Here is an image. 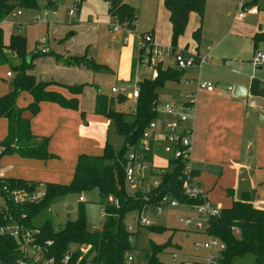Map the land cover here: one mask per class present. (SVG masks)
Listing matches in <instances>:
<instances>
[{
    "label": "crops",
    "instance_id": "obj_1",
    "mask_svg": "<svg viewBox=\"0 0 264 264\" xmlns=\"http://www.w3.org/2000/svg\"><path fill=\"white\" fill-rule=\"evenodd\" d=\"M228 1L234 6L236 12L238 4L245 2V0ZM104 6L109 39L106 36L103 38V31L98 33V28L91 27L90 25L93 23L88 20L83 24H78L76 13L71 17L75 22H72L70 26L54 24L50 26L46 23V33L51 38L55 37L57 32L62 35L67 29L75 31L77 28H91L95 35L91 37L89 34L79 46L74 48L75 51L72 49L73 52L65 53V56H86L85 45L94 43L92 56L97 58V45L103 46L102 49L106 51L107 56L102 60L96 59L95 61L96 64L104 66L106 70L94 72L83 65L64 64L62 61L64 55L59 52L58 47H54V43L50 44V49L55 48V52L52 54L56 57L43 55L33 58L32 68L28 73L33 76L35 82H53L54 84L49 85L47 90L60 94L64 99H76L77 108L70 110L61 108L54 103L40 102L34 116H30L27 111H24L23 116L28 118L30 134L37 139H47L46 149L52 157L43 161L20 158L15 154L0 156V169L5 178L38 184H67L71 179L77 156H99L104 142L108 143V121L102 116L94 115L96 91L91 86L95 83V75L101 73L111 75L114 85L110 89L121 85L130 87L143 80H150L149 70L142 65L134 64L137 44L135 37L130 35L127 42H123L122 32H112L109 28L111 21L106 11V5L104 4ZM134 12L137 18L136 8H134ZM51 17L54 18L55 15ZM195 19V13L188 15V23L183 32L184 37L181 36L184 38L182 39L184 42L179 43V37L175 51L198 54V46L192 39H188L189 46L181 48L182 43L186 42L188 34L191 38L192 31L198 27L196 22L193 23ZM222 24L223 28L214 34L216 36L223 34L224 38L228 37L230 49L235 50L236 54H240V56L219 53L214 58L215 61L212 59L207 64L210 74L206 73L201 81L210 82L213 89L211 91H195L192 86H184L183 82L187 77L185 75L190 73L188 70L181 72L178 80L169 82L186 87V92L190 91L192 94L189 126L191 129V170L194 183L206 194L207 199L220 209L230 207L232 201L238 200L242 193L248 194L254 207L264 209V74H262L264 61L255 67L254 71L247 68L248 63L251 64L254 53L256 51L262 53L260 47L264 48L262 42L257 43L254 48L251 41L255 33L264 30V4L261 7L258 6L255 14H245L243 18L233 19L230 23L218 18L213 23L217 27ZM133 30L136 33L135 24ZM146 32L152 34L153 46L170 48L168 13L158 2L153 22L138 34ZM74 34L75 32L69 36ZM205 37L200 35V38ZM206 39L211 41L209 45L204 44L207 47L218 43V40L211 36ZM71 48L73 47L71 46ZM208 51V48L205 49V52ZM247 52H249V56L242 54ZM219 57L221 63L216 60ZM88 58L91 59V56L88 55ZM161 63L159 66L162 70L168 68L173 70L171 63L165 65L166 67ZM137 68L142 70V74L138 78H136ZM7 72H9L7 66H0L2 83L7 79L11 81V77L6 76ZM251 80L257 81L258 94L251 93ZM79 85H83L79 95L72 94L71 90L68 91L64 88ZM235 86H241L245 92L244 90L240 92L241 95L236 92L232 93ZM227 87H231V90L227 91ZM110 89V96L106 97L117 96V94L111 93ZM5 91L6 87L1 88L0 96L5 94ZM184 94L178 95L172 101H180ZM123 99L135 104V99L130 96H123ZM158 100L160 104L162 98L159 93ZM30 102V96L21 92L15 105L18 109L24 110ZM113 108L116 107L113 106ZM6 131L7 121L0 118V141L5 137ZM152 160L157 166L165 165V156L160 150L154 151ZM175 246L179 247L177 244ZM201 256L202 253L187 254L186 257L190 259L188 264H197Z\"/></svg>",
    "mask_w": 264,
    "mask_h": 264
},
{
    "label": "trees",
    "instance_id": "obj_2",
    "mask_svg": "<svg viewBox=\"0 0 264 264\" xmlns=\"http://www.w3.org/2000/svg\"><path fill=\"white\" fill-rule=\"evenodd\" d=\"M81 1L75 0L76 7ZM102 1L107 3L106 11L111 22L133 30L136 17L134 8L121 0ZM204 2L205 0H162V6L168 13L169 46L172 51H175L177 39L184 32L188 15L195 13L200 19ZM46 5L49 8H56L53 2H47ZM37 8L35 0H0V23L13 10ZM191 39L196 44L199 42V26L192 31ZM251 41L254 48L257 43H264V30L255 33ZM43 55H52V53L43 52L36 57ZM140 56L141 51L136 48L134 64L138 62ZM25 57V37L11 33L7 42L3 43L0 28V66H7L9 77H11V89L0 96V118L7 121L6 135L0 141V156L15 154L20 158L44 161L52 157L46 149L47 139H37L30 134L28 118L23 116V112L27 111L30 116H34L40 102L54 103L64 109L76 110L77 100L64 99L60 94L48 91L47 87L53 85V82H35L33 76L28 73L32 68L33 59L27 62ZM10 58H13L15 62L12 63ZM63 63L83 65L94 72L106 70L104 66L87 59L85 55L65 58ZM156 68L158 74L155 79L143 80L137 84L138 95L131 114L113 108L114 100L121 102L123 95H117L113 99L96 92L94 115L102 116L107 120L113 126L115 134L122 139V144L116 151L105 141L99 156H77L71 179L67 184H38L5 177L0 181V186L4 185L9 190L31 191L42 186L43 195L37 202L17 205L7 200L6 208L2 210L24 227L38 229L39 241L51 242V246L44 255V259H52L51 264H59L67 253L70 255L71 263L77 261V264H122L124 254L130 253V242L135 234V231H126L125 219L128 213L137 214L142 209L152 212L151 209L158 204L162 196L179 204L200 203L199 200L188 199L182 194L181 166L177 160L169 159L166 168H160L158 174L152 173L159 179V185L145 194L146 200L138 189L133 192L128 191L124 181L126 155L129 152L136 153L143 162L150 163L155 146L151 143L145 146L142 144V132L150 121L158 118V89L162 88L165 81L178 80L181 73L170 68L162 70L159 64ZM82 87L83 85L64 88L71 90L72 94L79 95ZM258 90L257 81L251 80V93L258 94ZM21 92L31 98V102L24 110L18 109L15 105ZM128 115L131 116L130 120H127ZM90 190L97 191L99 202L105 213L100 230H91L87 226L83 216L82 202L78 203L77 217L74 220H68L58 227H55L49 219L36 224L39 214L47 210L54 201L67 194L79 195ZM142 228H148L151 233L167 230L161 225ZM204 235L217 239L223 245L218 264H230L234 258L247 255L252 257L254 264H264V209L254 207L247 193H242L238 200L232 201L230 207L221 208L217 215L210 217ZM80 246H88L89 249L81 254L78 251ZM162 249L159 245L149 242V251L148 254H144L143 264H167L157 258ZM20 261H24V264H40L32 260L25 261L21 257L15 240L0 236V264H19Z\"/></svg>",
    "mask_w": 264,
    "mask_h": 264
},
{
    "label": "rangeland",
    "instance_id": "obj_3",
    "mask_svg": "<svg viewBox=\"0 0 264 264\" xmlns=\"http://www.w3.org/2000/svg\"><path fill=\"white\" fill-rule=\"evenodd\" d=\"M74 1L75 0H56V8H55V17L46 16L41 18L40 21L34 22L32 19L35 14H42L43 11L41 9L35 10H22L20 9V14L16 16L14 20H11L9 17H5L4 21L1 24L2 29V36H3V43L7 42L8 35L14 32L20 33L25 37V52L26 55L32 52H55V48L50 49V44L54 43V47H58L60 49V53L64 55L62 61L65 58V53L73 52L72 49L79 46V44L86 39L89 34L91 37L95 34L92 33L91 28H77L75 31L72 29H67L62 35L60 32H57L55 37H50L46 33V23L51 25H66L70 26L72 22H75L74 19L68 17L66 15L67 11L74 8ZM122 2H126L131 7L137 9V18L135 22V31L138 34L140 31L142 33L143 28L146 27L148 24L152 23L155 17V9L157 2L162 5V0H121ZM243 1V0H240ZM239 1V2H240ZM246 1V0H245ZM264 4V0H254L250 2V7L256 6L258 8ZM75 16H77L78 24H83L86 20L93 23L90 25L93 28H98V33L103 31V38L108 36V21L107 16L105 13V6L102 0H82L80 4L77 6V10L75 12ZM237 12L234 10V6H232L228 0H205L201 18L199 19L196 15V19L193 20V23L200 27L199 28V35L206 36L205 38H200L199 42L197 43L198 46V56L199 58H205V62L201 63L199 67L193 66L187 68L190 73L185 75V79L193 78L194 80H201L204 79V75L207 73L210 74L209 68L207 64L213 59L215 61V57L220 53H226L230 56H240V54H236L235 50L230 49L229 45V38H224V35L216 34L219 30L223 28V24L220 27L214 26L213 23L220 18L226 23H230L233 19H236ZM192 21V20H191ZM188 23V21H187ZM69 24V25H68ZM19 25V29L17 26ZM80 26V25H79ZM216 27V29H214ZM134 29V28H133ZM20 30V31H18ZM134 31V30H133ZM75 32L74 35L69 36ZM182 34L181 36H183ZM60 36V37H59ZM181 36H179V43L184 42ZM211 36L215 40H218V43L213 46L210 45L209 47L205 46L203 43H200L201 40H207L209 42V38ZM44 40V45L42 47L39 46V40ZM191 38H189V34L186 38V42L182 43V47H187L189 44L187 43ZM6 40V41H5ZM223 41V42H221ZM221 42V43H220ZM84 49H86L87 54L85 57L87 59L88 55L91 56V59L94 63H96V59L102 60L105 58L106 51L102 48L103 46L97 45V58L92 56V49L95 47L94 43H87ZM170 45V42H169ZM71 46L73 48H71ZM137 48V47H136ZM191 48V47H190ZM208 48V52H205V49ZM262 49V53L264 54V48ZM193 50V48H192ZM75 51V49H74ZM83 53V54H84ZM246 56H249V52L242 53ZM54 55V54H52ZM82 55V54H81ZM73 57V56H72ZM12 63H14V59L10 58ZM218 63H221L220 57L216 59ZM14 61V62H13ZM161 65L165 66L168 63H171V58H163L161 60ZM137 64V62H136ZM140 64V62H138ZM139 67V66H138ZM166 67V66H165ZM248 69L254 71L255 68L248 63ZM89 70V68H87ZM262 74H264V65H262ZM150 72V71H149ZM142 70L140 68L136 69V78L141 76ZM95 83L91 86L96 92L104 96L109 95V89L111 86L114 85V80L111 75L108 73H101L95 75ZM183 77V78H184ZM221 79V77H220ZM222 80V79H221ZM5 93L9 92L11 89L10 81L7 79L4 83L1 82L0 78V89L5 88ZM186 92V87L175 84L173 82L165 81L162 85L161 89H158L159 95H161V102L157 107L158 111H161V106L164 102L172 101L173 98L177 97L178 95L184 94ZM114 95L111 98H115ZM113 106H115L116 110L131 114L134 111V103L127 99H123L121 102H116L114 100ZM131 116H127V120H130ZM108 143L111 145L112 149L116 151L122 144V139L117 136L114 132L113 126L108 122ZM1 167V166H0ZM1 170V169H0ZM128 191H134V187L127 186ZM38 191H43L42 186H40ZM82 196L84 201L81 203L83 209V216L87 226L91 230H100L103 224V218L101 217L102 205L99 202V196L96 190H90L87 192H83L78 194H67L60 199L54 201L52 204L48 206L47 210L42 211L37 219V223H40L44 220L49 219L55 227L63 225L66 221L74 220L77 217V206H78V197ZM71 206V210H66L67 206ZM218 207V206H217ZM220 209V208H219ZM134 213H128L126 215L125 224L129 223L132 224L131 218ZM194 213L192 211L184 210V209H165L160 215H153L151 214V225H161L167 230L159 233H151L149 232L148 228L138 227L135 229V234L132 236L130 245V255L132 256L131 264H143L144 261V254H148L149 242H153L154 244L159 245V247L163 250L160 254L157 255L158 260L167 264H188L190 259L186 257L187 254L196 253L201 254L200 251H195L193 249V243L204 241L205 235L201 233L195 232L191 227L183 228L181 224L178 223L177 219L190 216L193 217ZM133 225V224H132ZM185 231V232H184ZM195 232V233H192ZM178 245L180 249L177 248ZM174 245V246H173ZM175 255V259H172V255ZM230 264H254L252 257L247 255L244 257H237L232 260Z\"/></svg>",
    "mask_w": 264,
    "mask_h": 264
},
{
    "label": "built area",
    "instance_id": "obj_4",
    "mask_svg": "<svg viewBox=\"0 0 264 264\" xmlns=\"http://www.w3.org/2000/svg\"><path fill=\"white\" fill-rule=\"evenodd\" d=\"M38 7L43 11L42 14H35L33 16L34 22L40 21L41 18L46 16H54L55 9L47 7V2H53L56 5V0H35ZM254 0H246L244 3H239L237 6L236 19H241L245 14H255L257 7H250V2ZM107 6V3L104 2ZM77 7L74 1V8L67 11L66 15L72 17L76 12ZM20 14V10L16 9L11 11L5 17L14 20ZM5 17L1 21H4ZM19 28V25L17 26ZM109 28L112 32H122L123 42H127L128 37L131 35L136 39L137 50L141 51V56L138 62L150 71V80L157 77V65L163 58H171V67L176 72H183L187 68L196 66L199 67L204 62V58H199L194 53H184L183 51H172L170 48H162L153 46L152 34L146 32L143 34H136L133 30L110 22ZM39 46L44 45V40H39ZM264 61V54L256 51L251 59V66L253 68L259 66ZM9 77V72L6 73ZM184 86H192L195 91H211L213 85L210 82L188 79L183 82ZM231 87H227L230 91ZM111 93L123 96H130L135 99L138 95L137 84H132L130 87L121 85L112 87ZM191 92L187 91L180 101H167L161 106V111H158V118L150 121L141 135V142L145 146L151 143L155 146L154 150H160L165 156L164 166H157L151 157L150 163H145L141 160L140 156L134 152H129L126 155V166L124 168V181L129 187H134L133 190L138 189L144 200L145 194L151 190L156 189L159 185V179L152 175L158 174L161 170L168 165V160H177L181 166L180 181L181 192L188 199H197L199 204L185 205L179 204L174 200H169L166 196H162L157 205L153 206L152 212L148 209H142L139 213L134 214L131 218L132 224L126 223L125 228L127 232H134L136 227L150 226L151 216L160 215L165 209H184L192 211L193 217L184 216L178 218L177 221L183 228L191 227L195 232L204 235L210 217L215 216L219 212V208L213 205L206 197V194L194 183L191 170V129L189 121L191 116L189 114L191 105ZM3 172L0 170V181L3 178ZM130 192L131 191L130 189ZM43 195V191L24 189L9 190L4 185L0 186V236H6L16 241L18 250L21 257L26 260H32L40 264H51L52 259H44L47 249L51 246V242L39 241V231L35 228H26L10 215L3 212L2 209L6 208L5 201L9 200L13 204L21 205L26 203L37 202ZM82 196L78 197V202H83ZM105 213L101 211L103 218ZM23 216H21L22 218ZM205 240L193 243L195 251L202 252L198 264H218V259L223 245L215 238L205 236ZM88 246H80L78 251L81 254L88 251ZM70 255H64L59 264H77V261L71 263ZM175 259V255H172ZM132 256L128 253L124 254L122 264H131ZM19 264H24L20 261Z\"/></svg>",
    "mask_w": 264,
    "mask_h": 264
},
{
    "label": "water",
    "instance_id": "obj_5",
    "mask_svg": "<svg viewBox=\"0 0 264 264\" xmlns=\"http://www.w3.org/2000/svg\"><path fill=\"white\" fill-rule=\"evenodd\" d=\"M200 43H203V44H206V45H209L210 44V42L209 41H206V40H201ZM39 53L40 52H32V53H30V54L26 55L25 60L27 62H29L34 57H36V55H38ZM243 90L245 92V89L242 88L241 86H235V87H233V92L232 93L236 92L238 95H241L240 92H242ZM71 209H72V207L70 205L66 207V210H71Z\"/></svg>",
    "mask_w": 264,
    "mask_h": 264
}]
</instances>
